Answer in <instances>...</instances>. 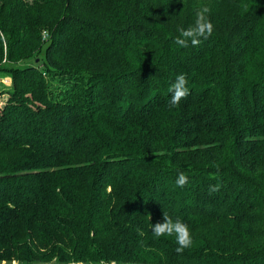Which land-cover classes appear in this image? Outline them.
<instances>
[{"label":"trees","instance_id":"1","mask_svg":"<svg viewBox=\"0 0 264 264\" xmlns=\"http://www.w3.org/2000/svg\"><path fill=\"white\" fill-rule=\"evenodd\" d=\"M3 74L0 264H264V0H0Z\"/></svg>","mask_w":264,"mask_h":264},{"label":"clouds","instance_id":"2","mask_svg":"<svg viewBox=\"0 0 264 264\" xmlns=\"http://www.w3.org/2000/svg\"><path fill=\"white\" fill-rule=\"evenodd\" d=\"M244 10H248L247 5H243ZM211 8L207 5H201L195 11L194 23L187 28L182 26L177 27L178 35L175 38V43L180 47H188L189 43L192 46H198L202 39H207L213 32L214 26L210 20ZM189 80L185 73L176 75L175 79L169 85L167 92L170 94V106L176 107L180 102L190 95ZM213 167L219 169L218 164H213ZM210 178L215 179L213 174ZM177 187H184L188 183V177L183 171L178 170L177 179L175 181ZM219 184L210 185L209 193L219 191ZM149 215V219H150ZM140 236H144L143 230L137 228ZM151 232L155 238L175 237V248L177 254H183L185 249H188L193 244V239L189 226L180 218L173 219L167 212H163L162 220L151 224ZM69 264H79L77 261H70Z\"/></svg>","mask_w":264,"mask_h":264},{"label":"rangeland","instance_id":"3","mask_svg":"<svg viewBox=\"0 0 264 264\" xmlns=\"http://www.w3.org/2000/svg\"><path fill=\"white\" fill-rule=\"evenodd\" d=\"M25 64H26V61L23 62V65H25ZM46 79L48 82L47 75H46ZM10 83H11V81H10L9 76H7L6 74L0 75V89H4V90H0V106H4V107L9 108V106L6 102L7 96H6V92H5L6 91L5 87L6 86L8 87L10 85ZM48 85L50 86V83H48ZM2 264H6V263L3 262Z\"/></svg>","mask_w":264,"mask_h":264}]
</instances>
